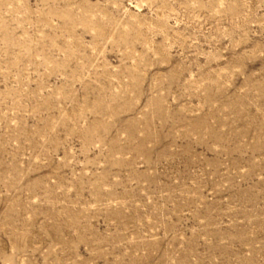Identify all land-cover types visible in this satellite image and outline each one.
I'll list each match as a JSON object with an SVG mask.
<instances>
[{
    "label": "rangeland",
    "instance_id": "obj_1",
    "mask_svg": "<svg viewBox=\"0 0 264 264\" xmlns=\"http://www.w3.org/2000/svg\"><path fill=\"white\" fill-rule=\"evenodd\" d=\"M0 264H264V0H0Z\"/></svg>",
    "mask_w": 264,
    "mask_h": 264
}]
</instances>
